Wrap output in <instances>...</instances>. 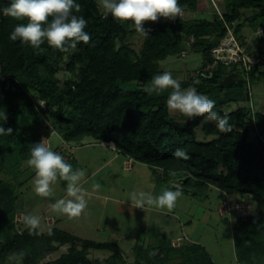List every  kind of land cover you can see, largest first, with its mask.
<instances>
[{
  "label": "trees",
  "instance_id": "obj_1",
  "mask_svg": "<svg viewBox=\"0 0 264 264\" xmlns=\"http://www.w3.org/2000/svg\"><path fill=\"white\" fill-rule=\"evenodd\" d=\"M11 2L0 0V77L4 92L8 96L11 92L22 97L28 91L35 93L45 102L46 107L42 110L60 126L66 142L91 137L113 143L117 150L136 162L160 169L167 176H173L171 173L174 172V175L186 177L182 188L187 195L204 198L217 190L221 192L220 204L234 196L239 197V200L231 199L235 203L252 201L258 214L243 215L232 211V215L238 216L234 221L228 216L225 223L232 225L238 263L264 264V113L257 111V126H252L250 96L243 71L236 66H218L209 73L200 71L180 81L182 88L195 87L198 93L215 101L213 110L227 115L231 126L229 132H221L214 122H206L204 117L176 121L167 108L171 89L152 95L143 91L144 86L160 73V62L170 56H180L185 49L202 55L203 69L212 65V50L227 35V25L241 41L244 23L239 22L246 11L254 10L245 20L257 30L262 27L264 0H225L221 3L223 16L216 10L210 19L187 18L186 14L197 13L200 0H179L183 16L149 28L151 31L145 37L136 61L131 58L128 45L119 46V40L126 39L133 31L106 15L97 0H76L81 5V12L75 14L87 20L85 31L91 41L77 44L71 62L80 65L79 74L64 85L58 77L60 62L70 51L60 52L47 43L40 49H33L19 40H10L14 27L27 23L4 14L3 10ZM192 37L195 42L187 48L184 41ZM249 76L252 86L264 82V59L261 65L250 70ZM197 80L199 83H194ZM231 104L239 106L226 111ZM2 106L0 94V114ZM21 112L25 113V109ZM30 125L28 117L23 116L22 133ZM0 126L13 129L11 135H0V155L8 153L11 156L0 162V222L13 225L14 185L5 181L1 174L8 168L17 169L27 161L30 149L36 143L21 142L22 135L14 125L6 124L2 119ZM198 129L214 139L199 141L196 137ZM177 149H182L190 159L176 158L173 153ZM51 232V235H30L27 231L16 233L8 240L0 239V253L17 254L23 260L22 264H40L44 252L53 253L59 249L55 244H72L69 251L53 264H92L89 251L96 249H108L113 253L111 262L127 264L114 244L85 241L80 249L74 245L77 239L69 233L59 229ZM172 250L183 258L177 264H216L200 243H184ZM136 253L133 264H163L166 260L160 259L154 249L141 245L136 246Z\"/></svg>",
  "mask_w": 264,
  "mask_h": 264
},
{
  "label": "rangeland",
  "instance_id": "obj_2",
  "mask_svg": "<svg viewBox=\"0 0 264 264\" xmlns=\"http://www.w3.org/2000/svg\"><path fill=\"white\" fill-rule=\"evenodd\" d=\"M225 0H216L221 12ZM99 3V0H97ZM204 4V5H203ZM203 7H199L203 13H188L187 18H212L216 9L212 0H203ZM202 8V9H201ZM104 11V9L102 8ZM254 13V10L245 12L239 23H244L241 32V42L245 43V50L248 55L261 56L264 59V33L259 34L250 22L245 20ZM184 14V13H183ZM111 16V14H107ZM178 18V17H177ZM160 18L157 22H146L145 29L155 25L170 22ZM131 23V22H129ZM124 22L130 31H133L124 40H119V46L126 44L131 51V58L136 61L143 48L145 37L137 33L130 24ZM264 30V21L261 22ZM195 42L192 37L185 40L187 48ZM189 43V44H188ZM71 50L60 62L59 79L62 85L71 77L79 74L80 65H73L71 57L76 53ZM203 57L200 53L185 49L180 56H170L160 62V73L171 72L173 78L178 81L187 80L193 73L200 71H213L209 66L202 68ZM211 76V74H208ZM3 79L0 77V94L3 98V114L7 115L6 124L14 125V128L21 134V142L39 143L43 140L51 150L60 153L73 169L85 171V177L81 181L82 187L88 192V206L84 214L79 218L69 219L67 216L53 211L50 207L57 199L66 195L65 181L58 180L53 187V195L42 198L33 190L34 170L23 162L17 169H7L2 172L1 177L14 185L16 204L13 215V225L5 221L0 222V239L8 240L14 234H23L28 228L23 223L25 214H33L42 218L43 235L48 234V229H59L75 237L74 243L78 248L83 247V242L92 241L101 244H114L121 250L123 261L133 264L136 259V246L152 248L160 254V259L165 260L163 264H174L183 261L180 254L174 250L184 243H200L209 251L216 264H239L235 254L232 225L226 224L225 219L230 216L234 221L238 215L234 212H227V209L220 204V191H211L204 198L194 197L192 194H185L182 188L186 177L183 175L167 176L160 169H152L146 164L135 162L128 155L121 153L113 143L97 141L94 138H86L79 142L69 143L63 139L61 128L49 115L42 110L45 109V102L38 96L28 91L26 96L14 95L10 92L8 96L3 89ZM255 98L256 113H264V82L252 86ZM31 103V105L24 104ZM241 105H244L242 103ZM239 105L231 104L226 111L235 110ZM25 109V113L21 109ZM172 117L178 122H185L190 118L182 114L171 112ZM23 116L28 117L30 127L25 133L23 131ZM254 123H252L253 126ZM196 137L199 141H211L214 137H206L202 129L197 130ZM251 139H254L252 136ZM6 156L0 155V162L6 161ZM10 160V159H9ZM8 160V163H9ZM7 163V162H6ZM8 165V164H7ZM99 185L94 189V185ZM169 188L179 190L182 195L178 198L175 207L169 211L156 207L135 208L129 200L132 192H148L159 195L161 190ZM232 200H239V197H231ZM230 199V200H231ZM231 200V201H232ZM233 202V201H232ZM244 206L242 211L249 215L258 214L255 203L250 200L240 203ZM249 207V208H248ZM237 212H239L237 210ZM241 213V212H240ZM40 234V235H42ZM169 240V241H168ZM171 240V241H170ZM58 246L56 252H44L45 257L40 264H53L63 254L67 253L72 246L68 244ZM14 253L3 255L0 253V264H11L23 260L10 261L9 256ZM113 253L108 250H90L89 258L92 264H121L111 262Z\"/></svg>",
  "mask_w": 264,
  "mask_h": 264
},
{
  "label": "clouds",
  "instance_id": "obj_3",
  "mask_svg": "<svg viewBox=\"0 0 264 264\" xmlns=\"http://www.w3.org/2000/svg\"><path fill=\"white\" fill-rule=\"evenodd\" d=\"M105 14L122 23H129L134 30L144 37L149 36L151 29H145L146 22H157L160 18L175 20L183 15V8L179 0H99ZM4 14L17 20H26L14 27L9 39L19 40L21 43L40 49L45 43L55 50L67 53L75 50L77 44H88L91 36L85 31L87 20L75 13L81 12V5L76 0H12ZM210 19V18H209ZM199 83V81H194ZM171 89L167 98V108L170 112L182 114L188 118L204 117L206 122H214L221 132H229L231 126L227 115H220L213 109L215 101L197 92L195 87L182 88L180 81L173 78L171 72L165 71L155 75L143 91L152 95L160 94ZM3 120L7 115L3 114ZM13 129L0 126V135H11ZM173 155L184 160L190 157L177 149ZM27 165L34 170L33 190L36 195L48 198L53 195V187L58 180L66 183V195L57 199L50 207L53 211L67 216L69 219L79 218L87 209L88 192L82 187L81 181L85 177L82 169L73 166L58 152L51 150L43 140L33 144ZM174 175L175 173H171ZM100 186L94 185V189ZM182 195L179 190L164 188L159 195L148 192H132L129 200L132 206L139 209L156 207L171 211ZM23 223L30 235H40L44 228L42 218L33 214H25ZM51 235V229L47 230ZM22 255V254H20ZM19 259L17 254L9 256L10 261Z\"/></svg>",
  "mask_w": 264,
  "mask_h": 264
},
{
  "label": "built area",
  "instance_id": "obj_4",
  "mask_svg": "<svg viewBox=\"0 0 264 264\" xmlns=\"http://www.w3.org/2000/svg\"><path fill=\"white\" fill-rule=\"evenodd\" d=\"M214 5L216 6L215 9L217 12L222 15V12L216 2V0H212ZM183 16V15H182ZM181 16V17H182ZM228 33L227 35L222 39L220 44L216 46L212 50V59L213 64L209 65V69H214L218 66H225L227 68H233L234 66L238 67L241 71H243L244 79L247 83V88L249 91L250 101V111H251V119L254 123V126H257L256 121V105H255V98L252 91V85L250 82V76L249 72L252 68L261 65L263 63V57L257 56V55H248L245 50V46L241 43L239 38L234 33L233 28L227 25ZM259 34H263L264 30L260 29L258 31ZM226 209L227 212L232 211H239L243 215H249L247 211H242L244 209L243 205H240V203L232 202L230 199H227L222 204ZM249 208V207H248Z\"/></svg>",
  "mask_w": 264,
  "mask_h": 264
},
{
  "label": "crops",
  "instance_id": "obj_5",
  "mask_svg": "<svg viewBox=\"0 0 264 264\" xmlns=\"http://www.w3.org/2000/svg\"><path fill=\"white\" fill-rule=\"evenodd\" d=\"M202 4H203V0H200V2H199V7H201V6L203 7L204 4H203V5H202ZM201 9H202V8H201ZM197 13H203V11H201L200 8H199L198 11H197ZM260 29H262V27H260V28L258 29V31H260ZM245 43H246V42L244 41V46H245ZM134 161H135V160H134ZM135 162H136V161H135Z\"/></svg>",
  "mask_w": 264,
  "mask_h": 264
}]
</instances>
